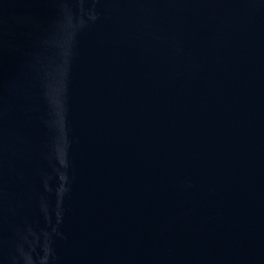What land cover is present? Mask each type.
<instances>
[{
  "label": "water",
  "instance_id": "95a60500",
  "mask_svg": "<svg viewBox=\"0 0 264 264\" xmlns=\"http://www.w3.org/2000/svg\"><path fill=\"white\" fill-rule=\"evenodd\" d=\"M0 264H264V0H0Z\"/></svg>",
  "mask_w": 264,
  "mask_h": 264
}]
</instances>
